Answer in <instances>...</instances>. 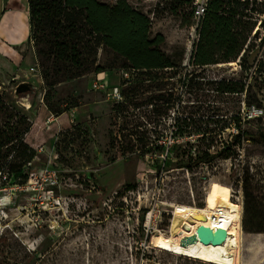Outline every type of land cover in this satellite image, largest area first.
<instances>
[{
  "label": "rangeland",
  "instance_id": "1",
  "mask_svg": "<svg viewBox=\"0 0 264 264\" xmlns=\"http://www.w3.org/2000/svg\"><path fill=\"white\" fill-rule=\"evenodd\" d=\"M128 1L150 16L152 36H165L162 49L179 66L134 72L120 108L91 89L98 67L110 85L122 83L124 61L108 50L98 49L91 55L96 64L85 69L55 62L36 37L7 56L16 73L0 71V95L29 119L31 130L42 112L47 116L40 149L26 143L28 133L24 137L35 152L23 169L28 181L0 183V227L8 231L0 233V264H207L155 247L157 236L171 235L169 205L206 207L218 183L243 205L244 222L245 188L264 187V143L232 145L245 131L264 133V29L246 67L240 60L193 67L195 35L193 26L182 24L185 13L173 16L171 0ZM245 69L261 108H248L246 93L212 90L211 83L223 79L241 85ZM22 83L31 90L17 95ZM207 151L215 159L200 163ZM242 238L241 264H264V233L243 228Z\"/></svg>",
  "mask_w": 264,
  "mask_h": 264
},
{
  "label": "trees",
  "instance_id": "2",
  "mask_svg": "<svg viewBox=\"0 0 264 264\" xmlns=\"http://www.w3.org/2000/svg\"><path fill=\"white\" fill-rule=\"evenodd\" d=\"M28 3L30 40L36 37L38 43L46 42L49 45L47 53L55 62L82 66V69L94 67L96 60L91 61V55L102 49L117 55L124 61L126 69L135 72L162 71L179 66L162 49L165 36H152L150 16L134 8L128 0H119L115 4L102 0H28ZM166 4L173 16L185 13L183 25L192 27L196 24V0H171ZM263 16L264 0H208L205 16L198 27L199 41L194 46L191 65L205 68L240 60L241 67H246L249 55L256 47V38L264 29ZM41 54L46 52L41 51ZM245 71L248 76L241 85L223 79L212 82V90L224 95L246 93L247 107L261 108L250 81L253 75L249 69ZM100 72H105V68L98 67L96 73ZM30 130L29 119L0 95V170L4 169L1 185L14 178H22L23 183L28 181L23 169L35 158L34 150L24 143ZM242 140L264 143V133L256 135L245 131L232 138V145L241 147ZM215 157L207 151L198 161L210 163ZM230 158L225 156V159ZM253 189L261 195L256 196ZM253 189L245 188L243 228L246 233H264V199L260 197L264 187L259 182Z\"/></svg>",
  "mask_w": 264,
  "mask_h": 264
},
{
  "label": "bare ground",
  "instance_id": "3",
  "mask_svg": "<svg viewBox=\"0 0 264 264\" xmlns=\"http://www.w3.org/2000/svg\"><path fill=\"white\" fill-rule=\"evenodd\" d=\"M233 64V63H230ZM24 106L31 109V103L26 99ZM47 113L42 112L33 129L28 133L26 143L35 150L41 148L40 136L44 131V119ZM233 191L230 187L214 183L206 198V207L170 204L173 209L171 235L157 236L155 247L161 248L168 254L197 260L207 264H241V258L236 256V250L243 244V212L242 206L234 202ZM217 209H222L224 215H218ZM10 219V217H7ZM201 226L224 229L230 234L221 245L199 247L191 242L184 244L187 238H193ZM8 232L0 227V233Z\"/></svg>",
  "mask_w": 264,
  "mask_h": 264
},
{
  "label": "crops",
  "instance_id": "4",
  "mask_svg": "<svg viewBox=\"0 0 264 264\" xmlns=\"http://www.w3.org/2000/svg\"><path fill=\"white\" fill-rule=\"evenodd\" d=\"M30 33L28 0H0V71L16 73L7 56L13 58L17 49L28 44Z\"/></svg>",
  "mask_w": 264,
  "mask_h": 264
},
{
  "label": "built area",
  "instance_id": "5",
  "mask_svg": "<svg viewBox=\"0 0 264 264\" xmlns=\"http://www.w3.org/2000/svg\"><path fill=\"white\" fill-rule=\"evenodd\" d=\"M207 2L208 0H196V13H195L196 24L192 27L193 34L195 36L193 38V42L191 43V47H190L191 49L189 50L191 56L193 55V49L195 44L199 41V35L197 31L199 24L201 23L202 19L205 16ZM30 71L32 73L38 72L37 67L31 68ZM134 72H135L134 70L124 69L121 78L122 83L120 85L117 84L113 86L109 84L107 72L94 73L91 82V89L96 93L102 94L105 97V100L111 103L113 109L115 110L123 106V104L125 103L127 97L125 95L124 88H128L129 83H131ZM216 212L218 213V215H224V211L222 209H217ZM242 212H243V205H242ZM212 229L216 230V227H213Z\"/></svg>",
  "mask_w": 264,
  "mask_h": 264
},
{
  "label": "water",
  "instance_id": "6",
  "mask_svg": "<svg viewBox=\"0 0 264 264\" xmlns=\"http://www.w3.org/2000/svg\"><path fill=\"white\" fill-rule=\"evenodd\" d=\"M31 90V85L28 83H22L17 87V95L27 93ZM229 232L224 229H216L201 226L197 229V234L193 238H187L183 241L184 244L191 242L196 243L199 247L205 248L208 246L221 245L228 239Z\"/></svg>",
  "mask_w": 264,
  "mask_h": 264
}]
</instances>
